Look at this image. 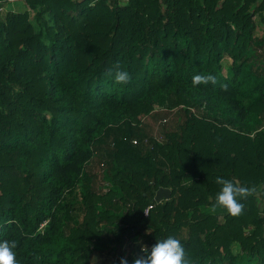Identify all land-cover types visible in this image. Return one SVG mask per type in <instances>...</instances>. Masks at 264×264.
Masks as SVG:
<instances>
[{"label": "trees", "instance_id": "16d2710c", "mask_svg": "<svg viewBox=\"0 0 264 264\" xmlns=\"http://www.w3.org/2000/svg\"><path fill=\"white\" fill-rule=\"evenodd\" d=\"M9 1L0 242L17 264H131L168 236L191 264H264V0ZM217 177L256 189L242 214L210 211Z\"/></svg>", "mask_w": 264, "mask_h": 264}, {"label": "clouds", "instance_id": "9594fccd", "mask_svg": "<svg viewBox=\"0 0 264 264\" xmlns=\"http://www.w3.org/2000/svg\"><path fill=\"white\" fill-rule=\"evenodd\" d=\"M107 75L111 76L118 84H125L130 80L129 73L120 69L119 65L110 68ZM192 83L196 86L200 84L206 85L208 83L215 85L217 79L211 74H195L192 77ZM222 87L226 89V85H222ZM216 183L221 185V187L215 194L214 203L210 206V211L213 213L220 207L232 216L242 214L244 205L240 200L254 195L256 191L254 187L242 186L223 177H217ZM15 247V241L5 240L0 242V264H17L13 251ZM141 252L142 255L135 256L131 264H191L190 260L186 257L184 245L179 239L173 236H168L165 239H157L150 250L147 246L141 245ZM119 264H129V262L126 258L121 257Z\"/></svg>", "mask_w": 264, "mask_h": 264}, {"label": "rangeland", "instance_id": "374dc122", "mask_svg": "<svg viewBox=\"0 0 264 264\" xmlns=\"http://www.w3.org/2000/svg\"><path fill=\"white\" fill-rule=\"evenodd\" d=\"M10 2H11V1H9V2H7V3H3L2 7L0 8V11H1L2 13H4V12L7 10V8H8V6H9ZM11 3H12V2H11ZM13 4H14V5H13L14 9H17V8L24 9V8H23V6H24V5H23L24 2H23L22 0H21V2H19V3L14 2ZM256 35H257V36H263V35H264V24H263V25H261V24L258 25V29H257ZM222 64H223L222 72H223V74H226V73H227V68H228L229 65H230V59H225V60H223Z\"/></svg>", "mask_w": 264, "mask_h": 264}, {"label": "water", "instance_id": "95a60500", "mask_svg": "<svg viewBox=\"0 0 264 264\" xmlns=\"http://www.w3.org/2000/svg\"><path fill=\"white\" fill-rule=\"evenodd\" d=\"M169 197H170V189L166 187H159L155 192L153 201L159 203L160 201L164 199H168Z\"/></svg>", "mask_w": 264, "mask_h": 264}, {"label": "built area", "instance_id": "2783aa9c", "mask_svg": "<svg viewBox=\"0 0 264 264\" xmlns=\"http://www.w3.org/2000/svg\"><path fill=\"white\" fill-rule=\"evenodd\" d=\"M134 142H135V141H134ZM152 207H153V205H152V204H149V205L145 208L144 213L147 214L148 211H149Z\"/></svg>", "mask_w": 264, "mask_h": 264}]
</instances>
